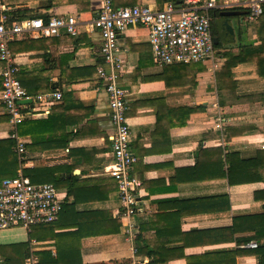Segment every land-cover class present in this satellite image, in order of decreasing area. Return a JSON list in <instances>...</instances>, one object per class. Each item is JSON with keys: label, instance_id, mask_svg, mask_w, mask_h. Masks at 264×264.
Here are the masks:
<instances>
[{"label": "crops", "instance_id": "1", "mask_svg": "<svg viewBox=\"0 0 264 264\" xmlns=\"http://www.w3.org/2000/svg\"><path fill=\"white\" fill-rule=\"evenodd\" d=\"M112 1L114 7L162 10L186 0ZM209 1L215 3L208 9L213 38L223 55L216 68L211 62L156 64L144 26L132 25L120 35L125 64L121 85L127 91L136 157L133 173L142 181L143 213L133 222L139 237L141 227L147 226L168 264H264V161L257 160L264 152V17L252 19V0H200V6ZM1 3L7 14L19 9L24 18L76 16L79 33L44 38L24 34L15 40L23 88L29 87L34 98L60 91L62 100L51 106L36 98L22 103L27 116L16 127L25 144L22 159L11 137L10 116L0 102V142L15 141L13 149L0 143V161L6 167L14 151L18 171L35 170L40 180H48L43 183L59 190L65 209L49 226L59 235L70 233L67 240L80 237L79 222L88 220L90 231L120 222L117 234L80 238L83 264L148 262L135 255L134 242L123 232L118 184L115 179L112 184L106 171L113 160L114 127L96 72L103 63L102 37L91 26L101 0ZM3 66L0 60V92ZM218 75L226 76L220 78L222 95ZM219 121L221 128L216 126ZM2 169L0 182L6 179ZM73 178L79 187L70 195L65 183ZM49 226L22 229L24 239L13 230H0V246L11 247L8 253L19 246L27 253L24 264H37L38 252L57 255L53 233L43 229ZM253 242L258 247H250ZM0 264H8L7 258L0 255Z\"/></svg>", "mask_w": 264, "mask_h": 264}, {"label": "built area", "instance_id": "2", "mask_svg": "<svg viewBox=\"0 0 264 264\" xmlns=\"http://www.w3.org/2000/svg\"><path fill=\"white\" fill-rule=\"evenodd\" d=\"M264 0H252L249 11L257 20L264 12ZM213 1L200 6V0H186L180 7L168 3L164 9L155 10L148 5L117 7L112 0H101L100 7L91 23L102 37L101 55L103 63L97 67V76L102 83L110 107L114 127L112 140V163L106 168L118 184L121 209L118 217L124 222V234L135 243L140 231L133 222L135 216L143 213L140 198L142 181L133 173L136 157L131 151V131L127 117V91L121 85L124 73V59L119 47L120 35L132 25H141L149 30V41L156 64L169 66L211 62L216 68L223 55L217 50L212 34ZM0 60L4 62L1 72L3 88L0 102L4 105L10 123L11 137L16 141V150L22 159L25 144L16 127L27 116L22 100L37 99L47 105L62 100V93L31 97L27 95L18 79L19 68L15 62L10 43L19 36L58 37L63 33L76 36L79 33L76 16L49 15L26 18L11 22L5 14V5L0 4ZM222 127V121L216 125ZM64 197L51 183H33L22 169L13 178L0 182V230L23 228L28 231L38 225L56 222L63 211ZM127 220V222H126ZM258 247V243L249 244ZM136 254V249H134ZM132 264H138L133 261Z\"/></svg>", "mask_w": 264, "mask_h": 264}, {"label": "trees", "instance_id": "3", "mask_svg": "<svg viewBox=\"0 0 264 264\" xmlns=\"http://www.w3.org/2000/svg\"><path fill=\"white\" fill-rule=\"evenodd\" d=\"M117 8V7H115ZM5 14H7V12H4ZM20 11L19 9L12 12V13H8L7 15L10 17V21L11 22H15V21H21L24 20L26 18H24L23 16L19 15ZM45 17V16H43ZM264 17V12L263 14L257 19L260 21V19H263ZM31 18H37V17H31ZM262 26H264V22L262 23ZM17 44L16 41L11 42L10 43V49L12 51V53L14 54V45ZM185 66H191V64H176L172 67H185ZM223 76V75H222ZM221 75H218L217 77V81H218V89L220 94L222 95V85H221ZM230 76V75H229ZM226 77V76H223ZM22 86L23 81L22 79H20ZM27 95L32 96V94H34L29 87L25 88ZM193 112V110H189V113L191 114ZM1 145H7L8 149H13L15 146V141L13 139H9L7 141H1L0 142ZM257 160L264 161V152H259L258 156H257ZM19 160L17 155L14 153V151H11V161H9V163H7V168L5 167V164L3 163V161H0V168H3L2 171L5 172V177L6 178H11V177H15L17 174V171L19 169ZM24 174L26 176H28L31 181L33 183L39 184V183H43L46 182L48 180L46 179H39V176H41V174H39L38 172H36L35 170H24ZM43 176V175H42ZM114 178H112L111 182L112 184L116 183L114 182ZM55 183V182H54ZM56 186L57 183H55ZM66 187L68 188V194H72L75 193L74 191H76L79 187V184L77 183V180H68L66 183ZM73 188L75 190H73ZM114 189V186H112L111 190ZM65 203L63 204V211L65 209ZM62 211V213H63ZM61 213V214H62ZM55 223V222H53ZM51 224H46V226L52 225ZM88 220H86L85 222H79L78 226V234L80 237L76 240L75 242L71 240H67L68 237H71L70 233L66 234V235H59L57 233H55V231L52 229L54 226H49L45 227L43 229H45L44 231H51L52 234V238L56 241L57 244V255L53 256L50 252L48 251H42V252H38L37 256H38V262L37 264H83L82 261V257H81V253H80V246H79V242H80V238L83 237H87V236H103V235H111V234H117L120 232V222L119 221H111L108 222V224L106 225V227L103 230H99V231H90L88 230ZM45 225H43L44 227ZM72 224L68 225L66 228H71ZM142 237H138L134 243L135 249H136V256L137 257H147L149 259L148 262L144 263H139V264H168V259H166V257H164L161 254V251L159 250L158 245H155L154 242L155 240H153V238L150 237L149 232H148V228L147 226H142ZM48 233V232H46ZM75 234V233H74ZM33 237V235H31ZM11 247L8 246H0V255L2 257H6L7 258V262L8 264H24V261L26 259L27 253H24L22 250H20L19 246L17 247H12L13 249L11 250V253H8V249Z\"/></svg>", "mask_w": 264, "mask_h": 264}, {"label": "rangeland", "instance_id": "4", "mask_svg": "<svg viewBox=\"0 0 264 264\" xmlns=\"http://www.w3.org/2000/svg\"><path fill=\"white\" fill-rule=\"evenodd\" d=\"M23 228H11L10 230H13L14 233H19L18 235H16L18 237V239H24L25 236H22L23 234ZM25 231V230H24Z\"/></svg>", "mask_w": 264, "mask_h": 264}, {"label": "water", "instance_id": "5", "mask_svg": "<svg viewBox=\"0 0 264 264\" xmlns=\"http://www.w3.org/2000/svg\"><path fill=\"white\" fill-rule=\"evenodd\" d=\"M32 99H26V100H22V103H32Z\"/></svg>", "mask_w": 264, "mask_h": 264}]
</instances>
